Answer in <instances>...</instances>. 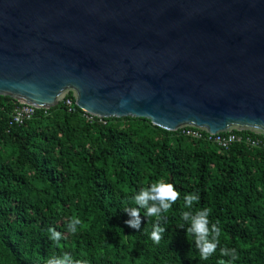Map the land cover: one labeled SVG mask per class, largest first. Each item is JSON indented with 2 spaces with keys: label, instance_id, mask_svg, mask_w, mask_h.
I'll return each mask as SVG.
<instances>
[{
  "label": "trees",
  "instance_id": "1",
  "mask_svg": "<svg viewBox=\"0 0 264 264\" xmlns=\"http://www.w3.org/2000/svg\"><path fill=\"white\" fill-rule=\"evenodd\" d=\"M16 106L0 96V264H44L62 252L81 264H217L229 259L219 255L223 247L236 249L235 264H264V150L243 143L220 149L205 133L192 139L144 118L88 119L71 94L10 125ZM160 181L181 195L160 221L167 230L156 244V219L139 208L137 230L125 223L124 208H138L132 196ZM185 193L198 194L195 207L209 208L222 228L207 261L187 239L189 225L177 227L188 210ZM73 217L82 221L75 235L66 228ZM49 228L66 237L59 247Z\"/></svg>",
  "mask_w": 264,
  "mask_h": 264
},
{
  "label": "water",
  "instance_id": "2",
  "mask_svg": "<svg viewBox=\"0 0 264 264\" xmlns=\"http://www.w3.org/2000/svg\"><path fill=\"white\" fill-rule=\"evenodd\" d=\"M264 138V0H0V96Z\"/></svg>",
  "mask_w": 264,
  "mask_h": 264
},
{
  "label": "clouds",
  "instance_id": "3",
  "mask_svg": "<svg viewBox=\"0 0 264 264\" xmlns=\"http://www.w3.org/2000/svg\"><path fill=\"white\" fill-rule=\"evenodd\" d=\"M180 195L173 183L163 181L155 182L148 188H142L131 198L132 203L139 207L124 208V211L131 217L125 223L139 230L142 222L139 208L145 209V216L156 219L154 229L150 233V239L159 244L162 234L167 230L160 225V221L165 219V214L180 199ZM199 201L200 197L198 194H184L182 208L188 210L181 212L182 222L177 227L185 228V223L189 225L186 228V237L190 242H194L199 252V259L207 261L217 253L222 228L219 226L220 222L218 220L215 223L210 220L211 210L209 208L195 207ZM193 209L195 210L193 211ZM81 224L82 221L79 218L73 217L66 225L67 231L75 235L78 231V226ZM47 232L48 239L52 241L53 247H59L61 241L66 238L62 232L57 231L55 228H49ZM219 255L229 259L227 261L219 259L217 264H235L236 260L239 259L235 248H220ZM44 264H81V261L75 259L69 252H62L60 255H51L44 261Z\"/></svg>",
  "mask_w": 264,
  "mask_h": 264
},
{
  "label": "built area",
  "instance_id": "4",
  "mask_svg": "<svg viewBox=\"0 0 264 264\" xmlns=\"http://www.w3.org/2000/svg\"><path fill=\"white\" fill-rule=\"evenodd\" d=\"M65 104L69 107L71 105L70 100H66ZM36 108L26 105V104H17L14 107L11 115L9 124L10 125H20L24 122L32 119L35 115ZM45 112L47 110H44ZM87 115V114H86ZM88 119H91L92 116L87 115ZM180 133L188 138L192 139H200L203 137V131L194 129V128H184L179 130ZM207 135V140L214 143L220 149H228L234 143H243L250 148H257L264 150V138L259 136H249L247 134H240L239 132H227V133H219L215 135Z\"/></svg>",
  "mask_w": 264,
  "mask_h": 264
}]
</instances>
